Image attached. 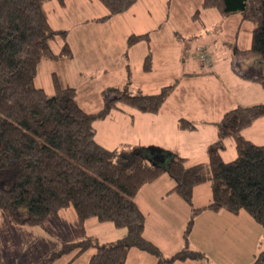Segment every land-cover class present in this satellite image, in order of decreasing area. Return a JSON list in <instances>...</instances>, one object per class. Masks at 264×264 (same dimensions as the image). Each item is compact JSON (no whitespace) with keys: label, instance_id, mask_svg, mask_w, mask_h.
<instances>
[{"label":"trees","instance_id":"trees-1","mask_svg":"<svg viewBox=\"0 0 264 264\" xmlns=\"http://www.w3.org/2000/svg\"><path fill=\"white\" fill-rule=\"evenodd\" d=\"M48 0H0V210L15 223L44 226L47 217L72 207L81 222L97 218L126 228L120 238L100 242L89 235L65 242L43 258L50 264L72 252L69 262L91 247L95 252L88 264H125L127 252L136 247L153 254L156 264H171L177 259H203L205 253L190 248L189 234L196 214L205 208L225 209L232 213L246 210L264 233V144L246 138L242 130L264 115V104L237 106L218 122L219 137L208 146V161L188 166L187 158L167 153V164H153L148 154L159 153L150 147L122 145L113 149L96 139L93 119L104 118L119 104L143 112H158L178 83L163 86L159 92L132 93L109 88L104 108L91 113L77 101V90L63 85L53 75L54 92L36 85L43 58L70 56L67 30L54 29L44 3ZM61 5L65 0H58ZM108 13L94 18L106 21L130 9L138 0H99ZM203 8H214L224 15L241 13L254 22L251 46L264 60V0H204ZM198 9L195 16L200 12ZM64 43L57 54L51 45L55 35ZM150 40V33L131 34L128 46ZM151 53L144 69H151ZM244 76L258 79L264 87V74L249 67ZM179 126L196 128L181 118ZM232 136L237 156L226 161L221 151L224 138ZM167 172L175 181L171 191L193 205L194 189L210 181L209 204L194 207L184 231V246L171 257L145 237L146 216L136 203L140 188ZM84 230V229H83ZM264 250L250 264H262Z\"/></svg>","mask_w":264,"mask_h":264},{"label":"rangeland","instance_id":"rangeland-1","mask_svg":"<svg viewBox=\"0 0 264 264\" xmlns=\"http://www.w3.org/2000/svg\"><path fill=\"white\" fill-rule=\"evenodd\" d=\"M203 1L138 0L127 11L106 21L92 20L94 17L108 13V9L99 0H68L66 6L61 5L58 0L46 1L44 9L50 25L54 29H64L69 32L66 41L68 43L72 41L74 51L71 52L73 56L62 60L43 58L39 65L36 85L44 88L48 93H53V75L57 73L63 85L77 87L79 105L85 111L95 113L104 108L109 88L116 87L132 93H156L163 86L181 77L180 84L176 86V94L167 102V107L181 111L186 106V111L190 114H198L201 110V114L197 115L198 118L211 120L214 118L211 111L215 110L214 107H217L221 98L233 97L236 101L243 94V88L233 83L234 79L232 75H229L228 69L233 66L236 47L250 45L255 24L250 20H244L241 13L224 15L214 8H203ZM198 9L200 13L195 16ZM146 32L150 33L149 41L144 39L128 46L129 35ZM98 39L106 41L95 42ZM50 42L53 50L59 53L64 39L57 34ZM202 47L207 48L208 62H204L198 56ZM150 53L151 69L145 70V58ZM88 63L95 65L92 71L86 70ZM194 72L199 74L203 72L204 77L198 78L201 80L195 82L184 78L185 74ZM221 80H225L226 90L222 87L223 84L219 85ZM171 115L170 109H164L159 119L141 120L133 131L137 135L145 136L147 141L158 137L166 144L173 137L170 133L173 127L168 125ZM107 121L103 118H95L92 121L97 129V141H105L106 146L109 145L108 136H115L117 140L124 138L126 133L132 132L130 121H119L122 123L117 127L116 133V126L108 125ZM151 125L164 128L159 133L156 128L157 135H154V132L147 131ZM195 135L198 138L201 137L198 133ZM225 146L226 150L222 151V155L226 160H232L237 154L234 142H232L233 150L230 144ZM150 148L160 151L164 156L168 152H175L169 147L163 149L151 146ZM155 152L157 151L153 152V160L157 155L159 156V153ZM198 187L195 202H204L211 198L210 181ZM67 211L76 213L72 207ZM0 213L9 215L3 210H0ZM249 217L252 224H247L249 225V228H246L248 233H239L234 245L220 246L216 252L209 249L203 261L209 264H249L255 261L252 253L255 252L258 257L264 250V234L263 236L260 234L261 225L251 216ZM45 224L50 231L55 230L57 233L60 239L58 247L65 242L63 240L77 241L89 236L88 234L97 237L100 242H108L119 238L126 231V228L116 227L111 222L90 218L86 233L83 234L81 228L84 229V223L78 216L73 221L67 214L63 223L58 222L54 214H51ZM172 230L173 228L171 232ZM239 235L243 239H240ZM2 236L5 239L8 237L6 232L2 233ZM196 236L199 237L200 242H203L200 236ZM170 250L172 249H168L166 245V252ZM94 251V247L86 250L85 254L76 260V264L82 263L84 257L86 258ZM71 254L73 253L64 254L58 262L66 261ZM126 264H133L132 256L126 260Z\"/></svg>","mask_w":264,"mask_h":264},{"label":"crops","instance_id":"crops-1","mask_svg":"<svg viewBox=\"0 0 264 264\" xmlns=\"http://www.w3.org/2000/svg\"><path fill=\"white\" fill-rule=\"evenodd\" d=\"M67 4L68 0H65L64 6H66ZM94 18L91 19L94 20ZM105 41V39H98L95 42L101 43ZM69 45L71 47V52H73L74 44L71 40L69 41ZM250 46L251 42L250 45L247 47H236L234 53L235 55L233 66L232 68L229 67L228 69V71H230L229 75H232V78L234 79L233 83L239 84L243 88V94L236 101L233 97L221 98L220 103L217 105V107H214L215 110L211 111V115L212 117H214L211 118V120L198 118L197 115L201 114V110H199L198 114H190L186 111V106L181 111L175 110L172 107H167V102L171 100L173 96H175L174 94H176V86L181 82L180 77L178 78L177 85L166 98L158 112H143L136 108L123 104H119L116 108H113L103 118V120H108L106 122L108 125L114 124L116 126L115 133L117 132V127L120 125V123L130 121V126H132V132L126 133L124 138H118L117 140L115 139V136H108V146H106L105 141H99V143L109 149L120 147L123 144L138 145L145 147L157 146L163 149L164 147H169V149L172 148V150L175 151L170 153H178L181 156L187 158L186 164L188 166L199 162H207L208 146L214 141H216L219 137V127L217 124L219 119H222L223 115L228 110L237 106H251L254 104H264V87L262 83L256 78L244 76V71L252 66L260 69L261 72L264 74V60L260 57L258 53L251 52L249 50ZM56 53L60 54L61 51L59 53ZM71 56H73V54H71L70 56H59L55 60H62L65 58H70ZM97 62L99 63V61ZM88 65L89 63L86 64V70L88 71H92V69L95 67L94 64H90L88 68ZM202 73L203 72H200V74L198 72L187 73L185 74L184 78L189 80L190 82H195L196 80H201L198 78L204 77ZM221 84H223L222 87H224L226 90L227 88L226 86H224L225 80H221L219 85ZM66 85L73 86L69 84ZM75 88L77 90V87ZM164 109H170L172 112L171 118L168 120V125L173 127V129L170 131L173 137L168 143L165 144V142L160 141V138L158 137L155 139L152 138V140L147 141V138L145 136L141 134H135L133 129L139 121L144 119H146L147 121H155L156 119H159L162 116V112L164 111ZM181 118H185L192 121L193 123H195L196 128L192 130L181 128L179 126V120ZM156 128L158 129L159 133L160 130L164 127L159 125H151L150 127H148L147 131H149V133L154 132V135H157ZM197 133L201 137H196L195 134ZM242 134L246 138L252 140L257 144H264V115L256 118L251 125L245 127L242 130ZM232 142H234V147L236 149L235 141L232 136H226L224 138V145L228 146L230 144L233 150ZM224 148L225 149L222 151L226 150V146ZM205 156H207V158L204 159ZM148 157L153 160V157L149 154ZM162 158L164 160L163 164H167V154L166 156L163 155ZM174 185L175 181L168 175L167 172H164L155 180L144 184L140 188L135 198L136 203L146 216V225L144 231L145 237L155 243L166 257H171L179 249L183 248L184 231L186 229L188 220L192 215L193 208L205 206L209 204L212 199L211 189V198H208V200L204 202L194 201L195 195L198 194V186L200 185L199 184L194 189L193 205H190L176 192L171 191ZM68 208L61 209L57 215H54L58 222L63 223L65 214H67V216H69L73 221L75 220V217L77 216L75 215L76 213H73V211H67ZM249 216L251 215L246 210H241L237 214L225 209L213 210L211 208H205L203 210H200L194 218V223L189 234L190 248L202 251L206 255L207 253H209V249L216 252L217 248L220 246L234 245V241L238 239L237 235L239 233H248L246 228H249V225L247 224H252V221ZM89 220L90 219H88L84 223L85 231L83 230V228H81L83 234L86 233V226ZM172 228L174 230V233L173 230L171 232ZM256 228L259 232L258 226ZM4 232H6V235H8L6 239L2 236V233ZM125 232H123L121 236H123ZM260 234L262 236L264 234L263 227L260 231ZM196 235L200 236L203 242H200L199 237H197ZM238 237H240V239H243L240 235ZM59 241L60 239L58 238V235L55 230L50 231L47 228L46 224L44 226H37L15 223L9 215H5V213H0V264H40L44 257L50 254L53 250L58 249L67 240H63L65 242L61 243V245L58 247ZM53 242L55 243L54 245ZM166 245H168V249H172L170 250V252H166ZM93 253H91V255ZM84 254L85 253L83 252L71 262L69 261L71 259L72 254L70 255V258L66 261L58 262L59 260H61L60 257L59 259L50 264H76V260H79V258H81V256ZM91 255H88L86 258L84 257L82 263L79 264H88ZM252 255H254L255 258L257 256L255 252H253ZM129 256H132L133 264L157 263V258L153 254L136 247H132L128 250L126 260L129 258ZM252 262L253 261L249 262V264ZM171 264H202V261L198 259H177L171 262Z\"/></svg>","mask_w":264,"mask_h":264},{"label":"built area","instance_id":"built-area-1","mask_svg":"<svg viewBox=\"0 0 264 264\" xmlns=\"http://www.w3.org/2000/svg\"><path fill=\"white\" fill-rule=\"evenodd\" d=\"M198 56L204 61L208 62L209 61V53L207 51L206 47H202L198 53ZM264 264V262L262 263Z\"/></svg>","mask_w":264,"mask_h":264},{"label":"water","instance_id":"water-1","mask_svg":"<svg viewBox=\"0 0 264 264\" xmlns=\"http://www.w3.org/2000/svg\"><path fill=\"white\" fill-rule=\"evenodd\" d=\"M153 149V148H152ZM154 150V149H153ZM153 164H159L160 162H164L163 158L161 156H156L154 160H150Z\"/></svg>","mask_w":264,"mask_h":264}]
</instances>
